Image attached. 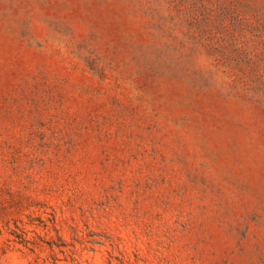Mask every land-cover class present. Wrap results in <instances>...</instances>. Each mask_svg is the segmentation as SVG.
Listing matches in <instances>:
<instances>
[{
  "label": "rangeland",
  "instance_id": "obj_1",
  "mask_svg": "<svg viewBox=\"0 0 264 264\" xmlns=\"http://www.w3.org/2000/svg\"><path fill=\"white\" fill-rule=\"evenodd\" d=\"M0 264H264V0H0Z\"/></svg>",
  "mask_w": 264,
  "mask_h": 264
}]
</instances>
